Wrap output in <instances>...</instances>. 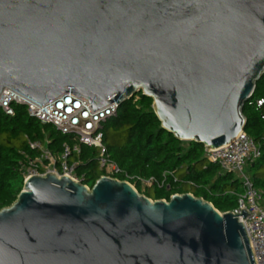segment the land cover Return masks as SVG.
<instances>
[{
    "label": "water",
    "instance_id": "obj_1",
    "mask_svg": "<svg viewBox=\"0 0 264 264\" xmlns=\"http://www.w3.org/2000/svg\"><path fill=\"white\" fill-rule=\"evenodd\" d=\"M264 75V0H0V96L72 93L94 110L142 93L205 151L247 125ZM191 192L47 171L0 209V264H258L239 215Z\"/></svg>",
    "mask_w": 264,
    "mask_h": 264
},
{
    "label": "trees",
    "instance_id": "obj_2",
    "mask_svg": "<svg viewBox=\"0 0 264 264\" xmlns=\"http://www.w3.org/2000/svg\"><path fill=\"white\" fill-rule=\"evenodd\" d=\"M264 75L256 84L253 97L244 105L247 117L245 131L259 144L261 156L248 166L255 185L264 192ZM13 115L0 107V209L10 206L23 188L24 171L29 162L40 156L32 142H48L47 147L56 157L63 152V144L70 137L51 124H43L30 116L25 105L13 103ZM103 142L111 158L130 177L139 192L152 199H169L174 193L191 192L212 202L222 213L237 207L239 179L223 171L217 162L207 159L203 144L178 140L161 127L152 100L142 93L125 102L116 115L103 126ZM98 148L81 145L70 161L78 160L77 173L85 174L83 182L92 186L104 170L97 162ZM59 163V162H58ZM137 177H154L157 185L142 188ZM118 178L125 180V174ZM169 186V189L167 188Z\"/></svg>",
    "mask_w": 264,
    "mask_h": 264
},
{
    "label": "built area",
    "instance_id": "obj_3",
    "mask_svg": "<svg viewBox=\"0 0 264 264\" xmlns=\"http://www.w3.org/2000/svg\"><path fill=\"white\" fill-rule=\"evenodd\" d=\"M263 102V99H257L256 105L262 106ZM13 103L25 105L30 116L43 124L53 125L58 131L68 135L73 142V145L69 142L63 144L64 150L59 158L51 153L47 141L32 142L31 147L37 148L40 156L29 162L24 171V180L32 174L56 171L83 182L85 174L79 175L76 170L78 160L70 161L74 153L81 152V145L98 148V166L104 170L105 175L118 178L119 174H125V180L135 179L124 172L111 158L103 142V126L109 118L116 115L119 108L116 102L94 110L87 99L68 93L39 105L11 89H6L0 96V107L5 113L13 115L15 112ZM206 153L209 161L217 162L223 171L232 173L239 179L241 191L236 193L237 207L231 211L235 214H242L241 209L249 212L244 219L243 215L239 217L251 238L257 263L264 264V192L255 185L247 171L250 163L261 156L259 144L246 131H242L232 143ZM136 180L143 189L154 185L163 186V183H158L154 177L148 179L137 177ZM167 188L169 189V186Z\"/></svg>",
    "mask_w": 264,
    "mask_h": 264
},
{
    "label": "rangeland",
    "instance_id": "obj_4",
    "mask_svg": "<svg viewBox=\"0 0 264 264\" xmlns=\"http://www.w3.org/2000/svg\"><path fill=\"white\" fill-rule=\"evenodd\" d=\"M249 169L247 168V171H248Z\"/></svg>",
    "mask_w": 264,
    "mask_h": 264
},
{
    "label": "bare ground",
    "instance_id": "obj_5",
    "mask_svg": "<svg viewBox=\"0 0 264 264\" xmlns=\"http://www.w3.org/2000/svg\"><path fill=\"white\" fill-rule=\"evenodd\" d=\"M28 178V177H27Z\"/></svg>",
    "mask_w": 264,
    "mask_h": 264
}]
</instances>
